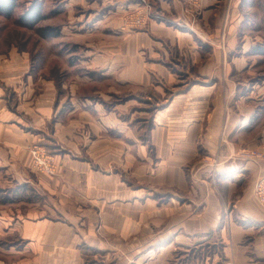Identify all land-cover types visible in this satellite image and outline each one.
I'll return each instance as SVG.
<instances>
[{
  "label": "crops",
  "instance_id": "0c3cea01",
  "mask_svg": "<svg viewBox=\"0 0 264 264\" xmlns=\"http://www.w3.org/2000/svg\"><path fill=\"white\" fill-rule=\"evenodd\" d=\"M88 3L69 27L97 36L79 59L86 79H0V185L34 181L42 197L25 215H0V232L17 236L0 264H87L89 254H114L104 264H264L253 189L264 158L238 155L264 152V79H225L257 45L238 49L240 9L264 0H203L193 24L180 0H153L156 15L134 32L120 30V15L137 0ZM93 70L153 93L111 104L122 90L99 89ZM33 143L55 173L33 167ZM129 244L139 245L131 256Z\"/></svg>",
  "mask_w": 264,
  "mask_h": 264
},
{
  "label": "rangeland",
  "instance_id": "374dc122",
  "mask_svg": "<svg viewBox=\"0 0 264 264\" xmlns=\"http://www.w3.org/2000/svg\"><path fill=\"white\" fill-rule=\"evenodd\" d=\"M32 1L18 0V5L12 15L6 16L0 14V79H54L57 84L65 81L72 83L75 79H86L83 76L86 74V65L81 63L79 59H83L84 46L87 41L93 40V37L97 36H77L76 34H72L70 31L71 28L69 27L70 24L79 22L78 15L80 13L82 14V18L86 17L87 12L92 8V4L88 3L89 0H81L78 2H71V0H40L42 3V13L44 14L43 18L33 25L23 24L19 22V17ZM102 1L100 0V3ZM137 2L135 6L121 13V31L134 32L146 28L149 21L156 15L153 0H137ZM180 3L182 5L180 18L183 22L193 24L196 21L202 20L205 10L203 0H180ZM97 7L100 8L101 5ZM226 7L227 10L230 8L228 1ZM240 10V15H243L244 22L240 24L239 28L238 49L243 50L242 46H245L248 42L255 41L257 45L250 47L245 53L242 52L246 61L245 66L239 70L233 68L229 72L230 77L225 79H264V4H245ZM137 14H140L136 18L139 23H134L130 19L131 17L135 18ZM125 17L129 19L127 25L124 22ZM46 26L59 27L60 34L56 36L42 35L40 29ZM62 28L65 32H61ZM238 53L240 55L241 51ZM90 72L94 75L91 77L98 75L95 79H105L104 82L96 84L99 89H104L105 91L109 88H106L108 85L122 90H111L113 92L111 94L109 93L107 99L111 104L138 93L144 94L145 96L153 93L152 88L136 90L129 84H126V87H120L113 82V77H100L101 71L99 70ZM84 89L88 90V87L84 86ZM96 95L99 96L97 93ZM145 105L149 107L148 104ZM133 108L135 107L133 106ZM137 115L140 114L137 113ZM247 150L255 153V155L245 157L246 154L244 152ZM238 155L243 159L253 161L264 158L263 150L257 147H243L239 149ZM56 171L57 168L49 173H55ZM7 198L11 200L6 201L5 199ZM41 199V194L38 187L34 184V181L20 182L16 180L8 186L0 185V215H4L7 218L12 217L13 210L17 211L16 214L25 215L26 210L30 206L35 204L40 205ZM16 237L7 232H0L1 263L11 262L7 255L6 246L11 243L14 244ZM16 242H19V240ZM137 248H139V245L129 244L128 251L131 253L130 256L137 251ZM182 250H177V255L182 254L184 252ZM115 254L118 253L115 252ZM113 256L114 254L105 259L102 255L93 256L89 254L87 262L95 261L96 264H104L113 261L111 259ZM135 262H137L135 259L127 260V264ZM139 262L142 261L140 260ZM171 264H174V260Z\"/></svg>",
  "mask_w": 264,
  "mask_h": 264
},
{
  "label": "built area",
  "instance_id": "2783aa9c",
  "mask_svg": "<svg viewBox=\"0 0 264 264\" xmlns=\"http://www.w3.org/2000/svg\"><path fill=\"white\" fill-rule=\"evenodd\" d=\"M140 14H137L135 18H132L130 20L134 21V23H139L136 18L139 17ZM129 19L127 17L124 18V22L128 23ZM142 24V23H140ZM30 152L32 155V161H33V167L39 171L43 172H52L56 168L55 163L53 161L52 156L46 151V149L38 144L33 143L30 146ZM246 154L245 157H252L255 155V153L247 150L244 152ZM254 193L257 199L264 205V176L258 178L253 185Z\"/></svg>",
  "mask_w": 264,
  "mask_h": 264
},
{
  "label": "trees",
  "instance_id": "16d2710c",
  "mask_svg": "<svg viewBox=\"0 0 264 264\" xmlns=\"http://www.w3.org/2000/svg\"><path fill=\"white\" fill-rule=\"evenodd\" d=\"M18 0H0V14L10 16L13 14ZM42 3L40 0H33L32 3L25 9L20 15L19 22L27 25H33L43 18ZM40 32L44 36H56L60 34L59 27L46 26L40 29ZM6 201L11 199L7 198Z\"/></svg>",
  "mask_w": 264,
  "mask_h": 264
},
{
  "label": "bare ground",
  "instance_id": "6f19581e",
  "mask_svg": "<svg viewBox=\"0 0 264 264\" xmlns=\"http://www.w3.org/2000/svg\"><path fill=\"white\" fill-rule=\"evenodd\" d=\"M149 123V122H148Z\"/></svg>",
  "mask_w": 264,
  "mask_h": 264
}]
</instances>
